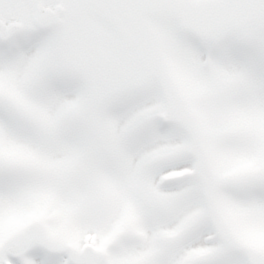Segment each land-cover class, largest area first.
<instances>
[{"label": "snow or ice", "instance_id": "1", "mask_svg": "<svg viewBox=\"0 0 264 264\" xmlns=\"http://www.w3.org/2000/svg\"><path fill=\"white\" fill-rule=\"evenodd\" d=\"M0 264H264V0H0Z\"/></svg>", "mask_w": 264, "mask_h": 264}]
</instances>
